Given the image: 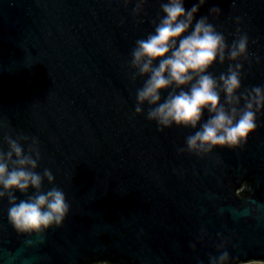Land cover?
Masks as SVG:
<instances>
[{
    "label": "water",
    "instance_id": "95a60500",
    "mask_svg": "<svg viewBox=\"0 0 264 264\" xmlns=\"http://www.w3.org/2000/svg\"><path fill=\"white\" fill-rule=\"evenodd\" d=\"M160 3L137 18L123 0H0V149L7 134L36 138L38 170L71 209L37 238L18 233L0 201V264H208L221 237L234 264H264V113L243 149L203 158L177 151L192 129L161 132L147 106L135 113L143 80L130 78L131 50ZM205 15L229 45L247 34L242 90L264 87V0H207Z\"/></svg>",
    "mask_w": 264,
    "mask_h": 264
},
{
    "label": "clouds",
    "instance_id": "9594fccd",
    "mask_svg": "<svg viewBox=\"0 0 264 264\" xmlns=\"http://www.w3.org/2000/svg\"><path fill=\"white\" fill-rule=\"evenodd\" d=\"M135 3L132 15L140 17L148 0ZM207 0H197L190 9L185 0H161V15L153 21V31L138 39L131 50L130 78L143 80L136 89V115H145L163 132L173 126L192 129L185 147L177 149L205 157L216 149H243L257 128L258 114L264 113V87L242 90L243 65L249 55V37L237 31L231 45L217 31L208 16H199ZM211 16L219 7L209 9ZM228 62L219 77L211 69ZM187 89V90H185ZM167 92L166 98L162 95ZM205 112L208 119L204 122ZM7 151L0 149V201L7 200L8 218L21 234L42 237L52 228H61L70 214L65 193L55 185L49 169L41 174L38 140L24 135L4 136ZM27 145V151H25ZM53 185L44 190V182ZM34 191V195H29ZM19 192L26 199L17 198ZM206 236L201 232L200 239ZM217 255L208 264H234L228 242L221 237ZM193 251L196 245H192ZM197 264H203L198 260Z\"/></svg>",
    "mask_w": 264,
    "mask_h": 264
},
{
    "label": "rangeland",
    "instance_id": "374dc122",
    "mask_svg": "<svg viewBox=\"0 0 264 264\" xmlns=\"http://www.w3.org/2000/svg\"><path fill=\"white\" fill-rule=\"evenodd\" d=\"M251 264H260V263H251Z\"/></svg>",
    "mask_w": 264,
    "mask_h": 264
}]
</instances>
